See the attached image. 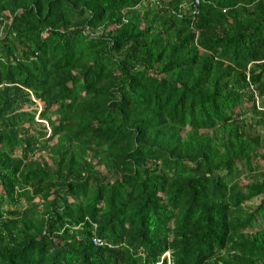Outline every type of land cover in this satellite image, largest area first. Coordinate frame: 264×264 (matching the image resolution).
<instances>
[{"label": "trees", "instance_id": "1", "mask_svg": "<svg viewBox=\"0 0 264 264\" xmlns=\"http://www.w3.org/2000/svg\"><path fill=\"white\" fill-rule=\"evenodd\" d=\"M0 264H264V0H0Z\"/></svg>", "mask_w": 264, "mask_h": 264}, {"label": "rangeland", "instance_id": "2", "mask_svg": "<svg viewBox=\"0 0 264 264\" xmlns=\"http://www.w3.org/2000/svg\"><path fill=\"white\" fill-rule=\"evenodd\" d=\"M36 102H37L39 105H42V103H41L39 100H37ZM165 255H166V254H165Z\"/></svg>", "mask_w": 264, "mask_h": 264}, {"label": "built area", "instance_id": "3", "mask_svg": "<svg viewBox=\"0 0 264 264\" xmlns=\"http://www.w3.org/2000/svg\"><path fill=\"white\" fill-rule=\"evenodd\" d=\"M194 1V4H196L197 3V0H193ZM194 12V10L192 11V13Z\"/></svg>", "mask_w": 264, "mask_h": 264}]
</instances>
